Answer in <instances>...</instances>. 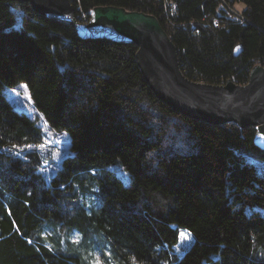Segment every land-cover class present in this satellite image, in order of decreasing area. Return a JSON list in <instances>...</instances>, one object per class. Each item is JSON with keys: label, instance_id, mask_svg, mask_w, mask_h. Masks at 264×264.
<instances>
[{"label": "trees", "instance_id": "1", "mask_svg": "<svg viewBox=\"0 0 264 264\" xmlns=\"http://www.w3.org/2000/svg\"><path fill=\"white\" fill-rule=\"evenodd\" d=\"M70 1L80 21L95 6L154 15L191 80L245 84L264 66V0ZM136 50L0 0V264H87L102 242L105 264H264L254 127L173 111L147 86ZM19 82L48 126L69 136L70 154L48 179L31 148L41 128L3 93ZM180 228L193 237L182 255L173 249Z\"/></svg>", "mask_w": 264, "mask_h": 264}, {"label": "water", "instance_id": "2", "mask_svg": "<svg viewBox=\"0 0 264 264\" xmlns=\"http://www.w3.org/2000/svg\"><path fill=\"white\" fill-rule=\"evenodd\" d=\"M27 2L39 15L71 26L83 38H103L137 47L135 58L156 98L173 111L212 125L236 123L254 127L253 144L264 151V66L253 65L245 84L227 79L209 84L187 78L180 69L178 50L158 19L118 6H95L80 21L70 0ZM241 51L236 44L234 55Z\"/></svg>", "mask_w": 264, "mask_h": 264}, {"label": "rangeland", "instance_id": "3", "mask_svg": "<svg viewBox=\"0 0 264 264\" xmlns=\"http://www.w3.org/2000/svg\"><path fill=\"white\" fill-rule=\"evenodd\" d=\"M237 10H241L243 6L238 4ZM85 21V20H84ZM3 93L6 99L19 112L24 113L32 119L42 131V141L31 148L36 149L43 157V166L41 172L48 179L60 169L63 159L70 154V140L66 131H59L48 126L45 117L33 104L30 91L24 82H19L14 86L3 88ZM29 149V148H28ZM252 161L262 170H264V163L253 158ZM126 184L129 183V175L122 168L120 164L109 166ZM95 200L94 195L87 194L83 197V202L91 204ZM264 214V210L259 209ZM80 238L79 234L73 233L71 235L72 241L76 242ZM193 237L191 233L185 229L180 228L178 242L173 246L175 252L182 255L185 250L192 243ZM107 247H95L89 250L86 256L87 264H105L106 257L110 256V244L102 242ZM102 246V245H100ZM109 248V249H108Z\"/></svg>", "mask_w": 264, "mask_h": 264}, {"label": "snow or ice", "instance_id": "4", "mask_svg": "<svg viewBox=\"0 0 264 264\" xmlns=\"http://www.w3.org/2000/svg\"><path fill=\"white\" fill-rule=\"evenodd\" d=\"M19 25H17V27H18Z\"/></svg>", "mask_w": 264, "mask_h": 264}]
</instances>
